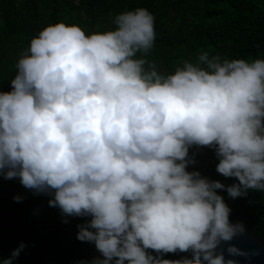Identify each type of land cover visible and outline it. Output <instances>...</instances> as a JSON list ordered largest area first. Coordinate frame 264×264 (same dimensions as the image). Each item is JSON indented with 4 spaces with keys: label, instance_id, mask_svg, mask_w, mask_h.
<instances>
[{
    "label": "clouds",
    "instance_id": "obj_1",
    "mask_svg": "<svg viewBox=\"0 0 264 264\" xmlns=\"http://www.w3.org/2000/svg\"><path fill=\"white\" fill-rule=\"evenodd\" d=\"M154 21L137 7L114 29L39 31L0 91V175L65 217H90L76 238L99 255L80 264H239L247 252L219 246L245 228L218 190L264 193V59L202 51L162 74L146 58ZM193 147L213 149L217 173L235 182L189 170ZM177 252L188 255L164 258Z\"/></svg>",
    "mask_w": 264,
    "mask_h": 264
},
{
    "label": "trees",
    "instance_id": "obj_2",
    "mask_svg": "<svg viewBox=\"0 0 264 264\" xmlns=\"http://www.w3.org/2000/svg\"><path fill=\"white\" fill-rule=\"evenodd\" d=\"M137 7L155 17V41L147 60L162 74H172L185 60L195 62L202 51L221 59H264V0H0V91H10L15 65L30 40L50 24L81 26L86 34L114 29L113 18ZM139 56V54H138ZM202 175L224 184L216 171L218 160L209 147H193ZM230 221H239L264 239V193L230 198ZM21 197L20 201L14 199ZM51 197L24 188L18 178L0 175V259L25 245L16 264H80L99 255L95 245L76 238L77 225L90 217L63 216L49 206ZM187 253H167L179 259Z\"/></svg>",
    "mask_w": 264,
    "mask_h": 264
},
{
    "label": "water",
    "instance_id": "obj_3",
    "mask_svg": "<svg viewBox=\"0 0 264 264\" xmlns=\"http://www.w3.org/2000/svg\"><path fill=\"white\" fill-rule=\"evenodd\" d=\"M231 222L237 223L239 221ZM244 228V233L235 236L231 241L222 242L219 248L221 250H225L226 257L229 255L226 252L229 244L235 245L236 247L247 252V256L232 257L234 259H237L239 261V264H264V239L257 233L251 231L245 225Z\"/></svg>",
    "mask_w": 264,
    "mask_h": 264
}]
</instances>
